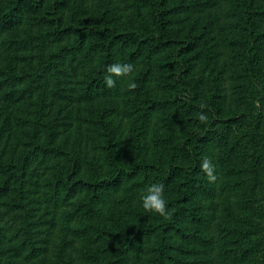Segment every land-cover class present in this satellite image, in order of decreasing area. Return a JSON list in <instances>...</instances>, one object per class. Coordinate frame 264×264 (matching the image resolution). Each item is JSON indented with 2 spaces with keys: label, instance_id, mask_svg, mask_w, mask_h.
<instances>
[{
  "label": "trees",
  "instance_id": "1",
  "mask_svg": "<svg viewBox=\"0 0 264 264\" xmlns=\"http://www.w3.org/2000/svg\"><path fill=\"white\" fill-rule=\"evenodd\" d=\"M26 60L21 151L0 120V264H264V0H0L16 110ZM153 183L166 216L143 207Z\"/></svg>",
  "mask_w": 264,
  "mask_h": 264
},
{
  "label": "rangeland",
  "instance_id": "2",
  "mask_svg": "<svg viewBox=\"0 0 264 264\" xmlns=\"http://www.w3.org/2000/svg\"><path fill=\"white\" fill-rule=\"evenodd\" d=\"M32 53L34 56L38 57L36 50L32 51ZM26 61H27L26 69L30 74L26 76L25 84L22 86L24 89L23 99L25 100V102L17 106V110L15 109L16 106L14 103L11 104L9 107H7L4 102H0V120L6 117L8 114H12V117L10 120L15 121L16 118L19 117V119L23 123V125H21L20 127L18 126L14 132V135L9 143L8 155H10L12 151L19 152L23 149L22 143L27 141V138H28L27 132L30 131L29 123H31L35 118L36 101L38 99V89H37L38 87L36 85V80L33 77L34 72L32 69L35 68L36 63L31 64L28 62V60ZM16 64L18 63L16 62ZM2 67L5 68L6 66L3 65ZM245 130L246 129H239L240 131L239 134H241ZM75 133H76V128L74 127L71 133V137H74ZM260 136H262L261 131L258 132L256 139L258 140L259 145H263L260 143ZM1 200H4V204H0V210H6L8 207L7 202L9 198L1 196L0 201ZM261 200H264V197H261ZM263 204H264V201H263Z\"/></svg>",
  "mask_w": 264,
  "mask_h": 264
},
{
  "label": "clouds",
  "instance_id": "3",
  "mask_svg": "<svg viewBox=\"0 0 264 264\" xmlns=\"http://www.w3.org/2000/svg\"><path fill=\"white\" fill-rule=\"evenodd\" d=\"M132 65L129 63H113L107 67V74L105 75V81L108 86H114L115 79L114 76L119 77L122 75H127L132 70ZM129 87H135L134 83H130ZM199 119L205 121L208 119L207 115L204 113L199 114ZM203 168L207 171L210 179H214L213 169L214 166L205 158L203 162ZM144 209L157 213L161 216H166L167 212V202L164 196V185L163 183H153L148 186L145 194L142 197Z\"/></svg>",
  "mask_w": 264,
  "mask_h": 264
}]
</instances>
